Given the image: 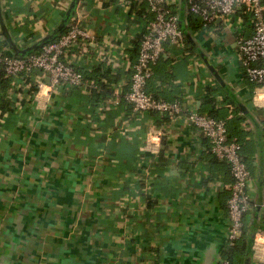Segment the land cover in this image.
I'll return each mask as SVG.
<instances>
[{"label":"crops","instance_id":"1","mask_svg":"<svg viewBox=\"0 0 264 264\" xmlns=\"http://www.w3.org/2000/svg\"><path fill=\"white\" fill-rule=\"evenodd\" d=\"M170 1L189 43L167 45L149 91L224 120L242 140L254 203L258 193L262 203L264 108L254 104L257 87L236 54L237 35L223 32L221 21L191 29L187 0ZM133 2L148 8L139 0H0L1 52L26 54L78 21L98 37L88 48L100 67L94 81L106 72L114 77L113 91L101 99L105 111L91 113L89 98L66 87L41 105L28 102L18 121L0 124V264H219L227 250L228 165L212 160L205 137L184 119L158 113L133 119L125 101L111 104L115 91L129 90L140 45L134 42L150 20L144 14L140 21L137 10L130 16ZM22 95L30 101L26 91ZM152 128L164 131L158 158L165 171L160 181H143ZM120 180L131 194L143 181L137 194L143 197L110 228L101 218L116 215L108 204L118 199L114 184ZM255 207L247 215V236L254 227L264 229V210ZM256 259L250 264H263Z\"/></svg>","mask_w":264,"mask_h":264},{"label":"built area","instance_id":"2","mask_svg":"<svg viewBox=\"0 0 264 264\" xmlns=\"http://www.w3.org/2000/svg\"><path fill=\"white\" fill-rule=\"evenodd\" d=\"M139 2L147 3L154 17L142 35L138 58L132 67L129 90L124 94L115 91L111 104L116 106L125 101L132 108L133 119H139L143 114L158 113L167 115L174 121L184 119L189 127L200 130L208 140L210 153L228 165L232 177L225 231V248L229 249L242 236L244 218L251 207L256 205L251 204L256 192L254 176L243 157V145L238 137L230 135L224 120L204 114L198 109L184 108L179 100L168 101L148 91L155 67L166 54L167 45L183 47L187 34L180 25L178 14L170 8V0ZM187 4L189 13L204 28L221 21L224 25L223 32L237 35L236 54L239 55L246 78L257 87L254 104L258 108H264V0H187ZM95 42H98V37L77 21L57 41L42 45L36 52L25 56L0 52V70L6 77L14 79L9 100L17 101L21 97L20 89L32 85L38 88L34 101L39 105L51 93L66 87H80L88 94L90 88L98 90L96 81L86 79L77 68L81 61L86 67H90L94 54L88 53V45ZM36 70H41L43 74H37ZM47 76L50 82L46 81ZM27 77H31V81ZM106 107L108 106L102 102L98 109L102 112ZM163 134L161 128H152L146 135L145 150L150 159L144 175L140 177L143 181L147 177H155L152 169L158 163ZM261 209L264 210V200ZM258 243L262 245L261 252L257 248ZM252 252V257L264 264L263 228L255 233ZM219 264L231 263L222 255Z\"/></svg>","mask_w":264,"mask_h":264},{"label":"trees","instance_id":"3","mask_svg":"<svg viewBox=\"0 0 264 264\" xmlns=\"http://www.w3.org/2000/svg\"><path fill=\"white\" fill-rule=\"evenodd\" d=\"M170 8L172 9V11L174 13L178 14V10L174 7L173 4L170 5ZM134 10H137V12L139 13V18L138 19L140 21L142 20V18H143L142 16L144 14H148L149 15V16H146V19L149 18L150 20H152L153 17H154V13L153 12H151L148 8H144L142 6L140 7V5L137 2L136 3L133 2L131 4L130 11H132V12H130V16H132L133 14H136L134 12ZM194 23L198 24V23H200V21L196 17H194V16L191 15L190 16V26H191L190 28L191 29H193L192 26L194 25ZM200 26L201 27H204L203 24H201V23H200ZM67 31H68V28L62 30L59 33V35L56 34L52 38L45 39L42 42L41 45L36 46V48L30 50L29 53L38 51L41 48V46L44 45V44H46V43H51V42L57 41L59 39V36L62 33H65ZM143 33H145V30H143V32H141L138 35L139 37L136 39V41L134 42V44H139V42H141V38H142ZM186 42L189 43V41H188L187 38L185 39V43ZM88 48L91 49L90 45H88ZM136 49L137 48L135 47V50L133 51L134 53L137 52ZM163 59L164 58H162L161 60H163ZM77 68L84 74V76H85L86 79H89V80L94 81V74L96 73V71L97 72L99 71V68L100 67H98V65H94V60H93L90 63V67H86L83 64V62L81 61L80 64H79V66ZM33 74H35L34 71H33ZM100 76H101V78H99L98 80H96V83L99 85V89L96 90L94 88H90V94L86 93V91L83 90V88H80V87H70L73 90V92L79 90L81 95L86 96V97L89 98V101H90V107L89 108L91 109V113H94V108L95 107L96 108H99L100 107V105L102 103L101 99L104 98V97H106L107 95H109L108 91L109 92H112L113 91L112 90L113 88H111V80L114 77L112 78V75L110 74V72H106L105 74H101ZM102 76H105V77H102ZM27 78H28L29 81H31V77H27ZM13 81H14V79L12 77H6L5 74H4V72L2 70H0V124H2V123L5 124L7 122V120H9V118H12L13 121H15V122L18 121V117L22 114L23 109H24V106L28 102H31L32 100L34 101V99H33L34 98V95L38 91V88L35 87L34 85H32L29 88H27V87L26 88H22V89H20L21 97L17 101H10V100L7 99L8 98L7 97V89H8V87H9V89L12 87ZM25 91L27 92V95L30 97V101H28V99H24L23 98L22 93H24ZM148 91H149V88H148ZM154 96H156L158 98H161V97H159L157 95H154ZM230 135L233 136V134H231V133H230ZM238 139L242 143V140L240 138H238ZM207 142H208V140H207ZM121 148L123 149L125 147H121ZM208 150H209V144H208ZM108 152L109 151L104 150L101 153H102V155H107ZM110 152H112V151H110ZM91 154H92V156L90 158V161L92 162L93 161V158H94V146L92 148ZM212 157L214 158L212 160L215 161V162H217L216 160H218V159L216 157H214L213 155H212ZM245 161H246V159H245ZM129 163H131L130 159H129L128 164ZM211 163H212V161H211ZM246 163H247V161H246ZM247 165H248V163H247ZM248 167H249V165H248ZM249 169H250V167H249ZM164 171H165V168L163 166V163H162L161 159L158 158V163H156V165H154V167L152 169V172L155 174V177H154L155 180H159L160 181L161 178H162V175H163V172ZM158 182L156 181V183H158ZM137 183H138V185L135 188V192L133 194H131L130 192L127 191L129 186L128 187L125 186L124 185V181L122 182L120 180L117 183L115 182V184H114L115 192L114 193H117L118 194L117 195L118 196V199L112 200L111 203L108 204V208H110V210L112 212H114L116 215H113V217L109 216V217H106V218H104V217L101 218V222L102 223H104L105 225H106V223L108 224V225H106L107 227H110V228L114 227L113 226V221L115 219H118V217L120 218L121 213L124 212V211H126L129 207H131L132 204H133V206L134 205H136V206L138 205L137 202H136V199H137V197H139L141 195H137V194H138L139 189L142 187L143 181H137ZM152 187H150L148 190L151 191L153 189ZM146 192H147V194H146V196H147L149 194V191H146ZM141 197H143V196H141ZM229 197H230V195H229ZM129 199H132V200H129ZM130 202L132 204H130ZM251 204H254V201ZM247 214H249V212ZM251 247H252V244H251V242L249 240V236H247V215H246V217L244 218V225H243L242 236L235 243L234 246H232L231 248H229V249H227L226 251L223 252V257L224 258H227L230 261L231 264H247V257L249 255V251H250Z\"/></svg>","mask_w":264,"mask_h":264},{"label":"water","instance_id":"4","mask_svg":"<svg viewBox=\"0 0 264 264\" xmlns=\"http://www.w3.org/2000/svg\"><path fill=\"white\" fill-rule=\"evenodd\" d=\"M74 7H75V3L73 4L71 10H72ZM71 12H72V11H70L69 14H71ZM0 15H1V14H0ZM179 22H180L181 27L183 28V30H184L185 33H186V29H185V27H184V25H183L182 19H179ZM64 27H65V24H64L63 26H61V27L59 28V30H62ZM3 34L6 35L7 38L9 37V36H8V33H7V30H6V28H5V25H3ZM186 34H187V33H186ZM7 41H8V43H9V40H8V39H7ZM11 46H14V45L12 44ZM33 49H35V48H33ZM28 53H29V52H28ZM28 53H26V54L24 53V54H22L21 56H25V55H27ZM36 73L39 74V75H42V74H43V72H42L41 70H36ZM46 81H47V82H50V78H49V76L46 77ZM260 201H261V199H260V193H258V202L256 203V207H255V208H256V213H258V212L261 210V203H260ZM256 230H257V229L254 227V229H251V231H250V233H249V240H250V242H251L252 245H253V242H254V236H255ZM252 255H253V252H252V247H251V249H250V251H249V255H248V257H247V264H250V261H251V257H252Z\"/></svg>","mask_w":264,"mask_h":264},{"label":"bare ground","instance_id":"5","mask_svg":"<svg viewBox=\"0 0 264 264\" xmlns=\"http://www.w3.org/2000/svg\"><path fill=\"white\" fill-rule=\"evenodd\" d=\"M257 248H258L259 250L261 249L260 252L262 251V247H259V246L257 245Z\"/></svg>","mask_w":264,"mask_h":264}]
</instances>
